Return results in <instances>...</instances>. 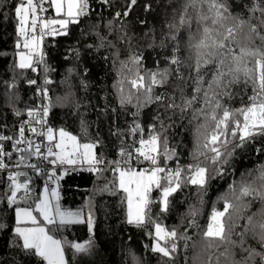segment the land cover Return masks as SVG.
Returning <instances> with one entry per match:
<instances>
[{
  "label": "trees",
  "instance_id": "trees-1",
  "mask_svg": "<svg viewBox=\"0 0 264 264\" xmlns=\"http://www.w3.org/2000/svg\"><path fill=\"white\" fill-rule=\"evenodd\" d=\"M183 3L184 0H136L134 4L131 0H109L105 4L102 0H89V15L81 17L79 23L70 24L67 35L45 36L43 50L48 71H44L45 64H40L37 71L33 72L31 69H20L17 63L18 53L25 51L16 47L18 40L22 41L16 30L14 15L17 0H0V135L16 138L21 122L28 116V110L47 105L50 98L52 106L48 119L56 134L63 128L77 135L82 143L99 140L96 153L98 157L102 155L106 163L121 160L122 148L134 152L139 147L141 134L133 136L129 129L139 123L144 129L143 137L147 139L152 131L151 126L158 123L156 116H163L164 109L158 102L149 103L139 110L135 101L133 104L121 105L118 82L122 77L131 78L134 74L135 67L130 61L133 55L142 57L139 68L141 75L146 70H171L175 67L170 63L173 55L182 60L188 56L186 44L189 33L185 28H181L176 42L165 39L170 34L169 24L178 17ZM228 3L233 15L243 19L250 15L248 7L251 6V0H228ZM44 7L48 9L42 13L45 18H63L56 17L48 0ZM117 13L120 15L117 16ZM192 31H195V22ZM244 33H247V26L237 39L242 40ZM177 42L179 51L174 52ZM255 43L260 45L261 42L257 39ZM122 61L126 67H122ZM212 67L208 66L209 69ZM188 72V68H181V73L187 75ZM191 74L196 75L194 71ZM175 76V73L169 76L168 83L163 86H154L153 94L163 92L178 97L175 85L179 82ZM210 78L209 71L205 80ZM45 79L51 83L45 84ZM30 80L37 83L30 84ZM192 87L189 80L185 87L189 97ZM41 89H47V96L42 94ZM127 89L125 83V91ZM132 91L135 92L134 89ZM235 92L238 95L229 105L234 108L247 104L248 97L252 95L250 86L246 90L242 85L238 86ZM176 102L180 103L179 99ZM200 106V103L194 105L196 108ZM17 111L22 115L17 116ZM134 113L138 114L134 116ZM191 115L189 110L183 119L179 113L172 117L175 124L167 133L169 147L175 148L181 167L199 162L201 166L208 167L212 178L203 189L192 184L182 185L169 197L167 212L161 211V190L153 188L150 194V198L155 201L151 205L152 219L168 230H177L178 249L173 258H164L152 251L155 244L153 226L138 227L127 222L126 201L122 203L125 193L119 190L116 194L99 191L113 181L112 173L107 171L101 175L87 171L85 167L65 172L56 170L59 179H52L58 186L61 209L85 216L84 223L67 224L54 233L64 244L68 264H231L233 257L222 253L226 249L233 250L234 246L205 238L203 233L211 222L213 209L223 211L225 201H228L234 207L224 217L226 230L228 217L231 216L236 221L231 239L239 241L238 234L244 231L247 217L259 213L264 207L259 200L236 199L242 184L253 181L256 186L260 184L257 178L261 166H264V138L257 137L243 148H236L229 162L223 165V175H216L214 168L217 166L212 165L206 157L193 159L196 128L201 121L192 120L189 123ZM84 128L87 129V136L84 135ZM4 145L7 151H12L11 142L5 141ZM15 160L18 157H13ZM6 162L12 164V161ZM31 162L36 163L37 159L33 157ZM144 166L145 162L134 164L138 169ZM167 166L177 167V160L167 161ZM19 171L27 172L31 178L29 186L32 198L27 202L20 201L18 206L34 208L38 202L36 197H41L44 186L42 178L28 168ZM161 183L163 185L165 182L162 180ZM7 185V173L0 171V200L9 191ZM22 195L21 191L18 197ZM247 202H250V207L243 208L242 204ZM16 207L6 202L0 203V225L3 226L0 227V264H46L40 257L18 246L22 241L15 232ZM90 214L93 231H90L87 223ZM237 215L239 220H236ZM183 236L190 239L185 240L181 238ZM75 243L84 244L88 251L76 252L71 247ZM248 245L257 251H264L250 236L247 237ZM235 252L234 259L239 260L240 250L235 248Z\"/></svg>",
  "mask_w": 264,
  "mask_h": 264
},
{
  "label": "snow or ice",
  "instance_id": "snow-or-ice-1",
  "mask_svg": "<svg viewBox=\"0 0 264 264\" xmlns=\"http://www.w3.org/2000/svg\"><path fill=\"white\" fill-rule=\"evenodd\" d=\"M45 2L46 0H17L14 15L17 20L16 30L22 41L18 40L16 47L26 50L18 53V67L22 70L31 69L35 72L40 64H45L43 50L45 36L67 35L70 24L79 23L81 17L90 13L89 0H48L49 5L54 7L56 17L63 18H45L42 15L48 11L44 7ZM102 2L107 4L109 0ZM135 2L136 0H131V3ZM248 12L250 15L247 19L233 15L228 0H184L178 17L169 24L170 34L165 39L176 42L181 28H185L189 33L186 44L188 56L182 60L173 55L170 60L171 65L175 66L173 69L146 70L144 75L139 71L142 57L139 55L130 57L135 72L131 78L122 77L118 82L121 105L133 104L135 101V106L139 110L149 103L158 102L164 109V115L156 116L158 123L151 126L152 131L147 139L143 137L144 129L139 123H135L129 129L133 136L137 133L141 134L138 140L139 147H136L134 152L122 148L119 161L106 163L102 155L97 156L99 140L82 143L77 135L63 128L58 130L57 137L52 127H47L46 130L41 127L38 130L33 126V121L38 125L47 123L45 118L52 106L50 98L49 103L42 109L28 110L27 115L31 119L20 124L16 138L0 135V171L7 173L9 189L0 203L17 205L15 208L17 225L28 223L32 225L15 228L17 236L22 241L19 247L27 250L31 255L40 257L46 264H67L64 244L61 239L55 237L54 233L67 224L85 221L81 219L79 212L61 210L59 194L54 189L51 197H55L56 202L53 203L47 185L43 189V198L36 197L38 202L35 203L34 208L19 207L20 201L27 202L32 198V189L29 186L31 178L24 171H8L10 165L6 161H12L11 166L14 168L26 167L37 175L44 174L45 168L48 167L49 179H59L55 172L56 165L87 164V171L101 175L107 171L112 173L113 181L105 184L99 191L116 194L119 190L125 193L122 203L126 201L127 222L138 227L153 226L155 244L152 251L164 258H173V254L178 249L177 230L175 228L168 230L152 219L151 205L155 201L150 198L151 191L153 188L161 190V211L167 212L169 197L182 185L192 184L203 189L212 177L209 175L208 167L201 166L199 162L186 167L179 165L177 153L175 148L169 147L167 135L168 130L175 124L172 117L179 113L183 119L190 110L192 115L189 123L192 120L201 121L196 128L193 159L206 157L212 165L217 166L214 168L216 175H223V165L229 162L236 148H243L257 137L264 138V0H251ZM116 15L119 16L120 13ZM193 22H195V31H192ZM245 26L247 33L243 34L242 40L237 39L238 35L243 33ZM257 39L261 42L260 45H256ZM176 51H179L178 42L174 46V52ZM121 65L126 67L123 61ZM209 65L213 67L209 69ZM182 67L189 69L187 75L181 73ZM44 71H48L46 64ZM129 71L133 70L129 69ZM193 71L196 73L195 76L191 74ZM209 71L211 78L206 81L205 77ZM173 73L176 74L175 78L179 82L175 85L179 93L178 97L163 92L154 95V86L168 83V78ZM189 80L193 86L190 97L185 93ZM29 83L37 82L30 80ZM44 83L51 81L45 79ZM125 83L128 85L127 91H125ZM241 85L245 90L250 86L252 95L248 97L247 104L239 108L230 107V102L238 95L235 89ZM133 89L135 92L132 91ZM41 92L47 96V89H41ZM177 99L180 103L176 102ZM196 103H200L201 106L194 107ZM137 114L134 113V116ZM16 115L22 113L17 111ZM166 120L171 123H166ZM26 127L32 134L46 137L47 145L26 137ZM83 132L87 136L86 128ZM5 141L11 142L12 147L20 154L18 160L13 161L12 152L5 149ZM229 145L232 147L229 148ZM42 147L45 150L42 151ZM33 157L37 159L36 163L31 162ZM173 159L177 160V167L168 168L167 161ZM143 162H148L150 167L139 169L134 167V164ZM101 165L104 167H100ZM257 179L260 180L258 186L255 181L242 184L236 199L243 201L244 198H251L264 204V166H261L260 176ZM162 180L165 182L163 185ZM21 191L23 195L18 197ZM233 207L231 202L225 201L223 211L213 209L211 222L203 233L204 237L233 245V250L226 249L225 253H222L233 257L231 264H257V259L259 264H264V251H257L251 245L246 246L247 237L250 236L261 248H264V207L259 213L247 217L244 231L238 234L239 241L231 239L236 221L229 216L226 230L224 220L229 209ZM242 207H250V202L243 203ZM34 212L42 217V221L37 219ZM254 217L258 218L254 219ZM239 218L237 215L236 220ZM87 223L91 226V214ZM181 238L190 239L187 236ZM71 247L76 252L88 251V247L84 244L75 243ZM235 248L240 250L239 260L234 259Z\"/></svg>",
  "mask_w": 264,
  "mask_h": 264
},
{
  "label": "built area",
  "instance_id": "built-area-1",
  "mask_svg": "<svg viewBox=\"0 0 264 264\" xmlns=\"http://www.w3.org/2000/svg\"><path fill=\"white\" fill-rule=\"evenodd\" d=\"M42 108H43L42 106H39V108H37V109H42ZM29 119H31V118H29L27 116V118L24 119L21 123H23L25 121H28ZM45 119L47 121V123L45 125H38V124H35V122L33 121V126L37 127L38 130L41 127H43L45 130H46L47 127H52L54 129V131H56L55 128L51 125V123H50V121L48 119V116ZM25 135H26V137H28V138L36 141V142H42V144L45 145V146L48 143L46 137H39V136H36V135L32 134L31 132H29L27 130V127L25 129ZM11 147H12V144H11ZM20 147H24V145H20ZM43 150H45V149L42 147V151ZM11 152L13 154V157H18L19 158V155L20 154L18 152H16L13 147H12V151ZM11 165L12 164H10V167H9L8 171H19V170H25V169H27L26 167L14 168ZM85 167H88V165L87 164H84V165H56L55 166V171L56 170H59L61 172H65V171H70V170H75V169L85 168ZM148 167H150L149 163L148 162H145L144 168H148ZM168 167L171 168V169H175L176 168L175 166H168ZM49 171H50V169L48 167H46L45 168V173L44 174H40L39 176L42 178L43 185L44 186L47 185L48 188H49V191H50L51 188H52L53 180L48 178V174L47 173Z\"/></svg>",
  "mask_w": 264,
  "mask_h": 264
},
{
  "label": "rangeland",
  "instance_id": "rangeland-1",
  "mask_svg": "<svg viewBox=\"0 0 264 264\" xmlns=\"http://www.w3.org/2000/svg\"><path fill=\"white\" fill-rule=\"evenodd\" d=\"M53 10H54V7H53ZM54 12H55V10H54ZM59 19V18H58ZM26 51V50H25ZM19 62V56H17V63ZM57 137H58V134H57ZM44 187L45 186H43L42 187V190H41V199L43 198V189H44ZM55 190L56 192H58V186H57V183L54 181L53 182V184H52V188H51V190L49 191V195H50V198L52 199V201H53V203H55L56 202V198L55 197H51V192H52V190ZM58 194H59V192H58ZM62 210V209H61ZM70 212H72V211H70ZM75 213V212H74ZM16 214V213H15ZM34 215H37V219L38 220H41L42 221V217L41 216H39V214H37V213H33ZM80 215H81V219H83L84 221H85V216L83 215V214H81L80 213ZM16 221H17V218H16ZM17 226H21V227H30V226H32L30 223H28V224H21V225H17ZM16 226V227H17ZM15 227V228H16ZM89 229H90V231H93V222H92V224H91V226L89 225ZM57 238V237H56ZM58 239V238H57ZM64 255H65V251H64ZM65 259H66V256H65ZM66 261H67V259H66ZM68 264V263H67Z\"/></svg>",
  "mask_w": 264,
  "mask_h": 264
}]
</instances>
